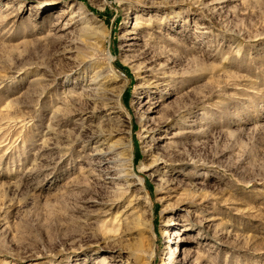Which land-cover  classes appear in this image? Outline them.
Returning <instances> with one entry per match:
<instances>
[{
    "label": "rangeland",
    "instance_id": "374dc122",
    "mask_svg": "<svg viewBox=\"0 0 264 264\" xmlns=\"http://www.w3.org/2000/svg\"><path fill=\"white\" fill-rule=\"evenodd\" d=\"M184 247L264 264V0H0V264Z\"/></svg>",
    "mask_w": 264,
    "mask_h": 264
},
{
    "label": "bare ground",
    "instance_id": "6f19581e",
    "mask_svg": "<svg viewBox=\"0 0 264 264\" xmlns=\"http://www.w3.org/2000/svg\"><path fill=\"white\" fill-rule=\"evenodd\" d=\"M90 1L91 2H95L97 0H90ZM132 32H133V34H136V31H132ZM89 86H90L89 89H88L89 95H87V100L95 101L96 99H100L102 97V96H100V98H99V92L102 93L103 95H104V93H106V90L105 89L102 90L103 88L101 86H96V78L93 79L90 82ZM118 98H119V96H113V97H108V98H106V97L103 96L102 99L116 101V103H118L119 102V99ZM149 113H154V112L153 111H150ZM101 145H103V144H101ZM128 152H129V150H128V146L127 145L125 146L123 152H119V153L117 152V155H116L115 148H114L113 145L108 146V148L107 147L106 148H100L99 147L98 150L95 153V155L98 158L97 159L98 161L96 162L95 165L97 166V168L100 169V172H104L103 169H105V174L104 175H100V178H101V176H105V175L111 174L109 172L115 171V168H113V167L110 166V164H114L115 161L118 163L119 159L116 160L115 157H117V156H123V155H128V154H126ZM127 161H128V163H130L131 168H133L132 160L131 159H128V160H125L124 162H127ZM158 164H160V163L157 160L156 163H155V167ZM107 171H108V173H106ZM123 177H125V176L119 175L115 179L114 178H110V179H111V181H115L116 182V181H120V180L124 179ZM129 177L130 178H133V174L127 175V178H129ZM105 179H109V178H105ZM148 208H152V207L149 205ZM174 236L176 237L175 240H177L178 243H185V240L188 239V238H183V237L181 238V235L179 233H174ZM183 254H184V257L180 261H178V263L179 264H188L190 262V260H191V251L188 250L186 247H184V253Z\"/></svg>",
    "mask_w": 264,
    "mask_h": 264
}]
</instances>
